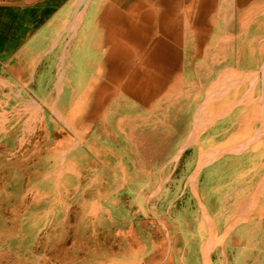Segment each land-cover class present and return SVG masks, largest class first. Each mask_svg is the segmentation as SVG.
I'll use <instances>...</instances> for the list:
<instances>
[{"label":"crops","instance_id":"0c3cea01","mask_svg":"<svg viewBox=\"0 0 264 264\" xmlns=\"http://www.w3.org/2000/svg\"><path fill=\"white\" fill-rule=\"evenodd\" d=\"M0 109L104 264H264V0H0Z\"/></svg>","mask_w":264,"mask_h":264},{"label":"rangeland","instance_id":"374dc122","mask_svg":"<svg viewBox=\"0 0 264 264\" xmlns=\"http://www.w3.org/2000/svg\"><path fill=\"white\" fill-rule=\"evenodd\" d=\"M0 113V264H104L110 254L102 226L96 224L93 232L97 222L83 220L85 205L61 202L72 196L56 187L60 143L34 139L19 151L24 142L3 137L13 126ZM68 211L71 219L62 226L59 220Z\"/></svg>","mask_w":264,"mask_h":264}]
</instances>
